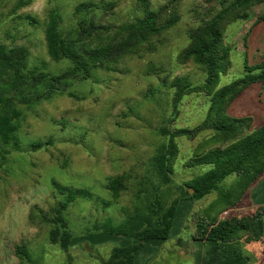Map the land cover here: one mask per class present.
I'll return each instance as SVG.
<instances>
[{"label":"rangeland","instance_id":"374dc122","mask_svg":"<svg viewBox=\"0 0 264 264\" xmlns=\"http://www.w3.org/2000/svg\"><path fill=\"white\" fill-rule=\"evenodd\" d=\"M28 1L0 0V44L27 48L29 70L61 75L71 65L67 60L55 62L48 55L46 29L50 15L56 16L59 32L72 39L83 18L76 7L89 0ZM116 1L112 12L94 14L99 25L109 27L103 37L95 38L96 42L114 41L119 27L144 15L140 0ZM169 3L164 19L178 16V21L138 53L125 56L116 71H95L91 79L72 84L69 91L75 98L57 94L25 112L16 134L18 150L10 148L5 158L0 157V264H103L116 245L133 241L104 232L123 223L139 193L145 200L142 187H151V183L143 185L145 177L153 176L151 159L166 144L158 131L172 113V91L165 80L184 76L193 84L204 82L206 74L194 63L182 64L179 54L188 46L191 31L225 5L206 0H149L148 8L159 10ZM263 12L264 3L251 9L248 21L226 29L232 67L221 77V86L244 76L245 60L250 66L263 60L264 22L258 21ZM207 110L205 96H186L179 117L167 127H195L205 119ZM229 114L251 118V129L264 125L261 85L253 84L241 93ZM209 134L205 132L194 141L178 139L172 182L170 188L162 189L170 191V202L181 195L180 185L210 169L187 166ZM34 144L41 147L32 148ZM117 176L127 178V190L115 198L108 184L109 178ZM76 191L84 193L72 195ZM70 196L75 199L64 216L74 237L64 249L50 241L54 225L44 215H51V209ZM216 198L214 193L184 204L170 239L162 244L147 243L136 264H201L204 246L192 241L191 235L197 215ZM252 203L250 192L244 204L224 211L218 218L248 214L254 208ZM241 250L249 257V264H263L261 244H241Z\"/></svg>","mask_w":264,"mask_h":264},{"label":"trees","instance_id":"16d2710c","mask_svg":"<svg viewBox=\"0 0 264 264\" xmlns=\"http://www.w3.org/2000/svg\"><path fill=\"white\" fill-rule=\"evenodd\" d=\"M140 1L145 8L144 15L119 27L117 39L108 43L95 41L109 32V27L99 25L94 14L112 12L116 0H89L77 6L76 12L83 14V18L77 23L76 35L72 39L59 32L56 16L50 15L46 29L48 55L55 62L67 60L71 65L61 75L29 70L27 48L0 44V157L5 158L10 148L18 150L16 134L26 111H32L34 105L49 101L57 94L75 98V94L69 91L73 83L91 79L95 71H116L125 56L138 53L153 37L161 35L178 21V16L164 19L170 3L159 10H151L149 0ZM206 2L225 5L191 31L188 46L179 54L182 64L194 63L206 78L201 84H193L184 76L165 80V86L172 91V113L158 131L166 144L151 159L153 176L144 178L143 185L151 183V187H142L145 200L141 193L137 195L134 209L123 223L104 232L132 237L136 243L116 245L103 264H135L147 243L170 239L181 201L197 202L214 193L217 198L197 215L196 228L191 235L192 241L204 246L201 264H249V257L241 250V244H261L264 247V205L241 217L218 218L224 211L244 204L248 193L264 178V125L251 129V118H235L229 114L232 103L250 86L260 84L264 90V55L263 60L254 66L245 60L244 76L221 86V77L226 76L232 67V48L226 43V29L234 23L248 21L251 9L263 4L264 0ZM258 21L264 22V12ZM194 93L208 99L205 119L192 128L167 127L179 117L185 97ZM205 132L210 134L199 144L187 166H209L210 169L180 185L181 195L170 202V191L165 193L162 189L170 188L172 182L173 166L179 154L178 139L194 141ZM40 147V144H34L32 148ZM229 177H233L231 182L226 181ZM126 179L125 176L109 178L108 188L115 198L127 190ZM83 193L76 191L72 195ZM74 199L70 196L54 206L51 215H44V219L54 225L50 241L64 249L69 248L74 237L64 216ZM19 252L17 246L16 253ZM23 256L30 258L27 254Z\"/></svg>","mask_w":264,"mask_h":264},{"label":"crops","instance_id":"0c3cea01","mask_svg":"<svg viewBox=\"0 0 264 264\" xmlns=\"http://www.w3.org/2000/svg\"><path fill=\"white\" fill-rule=\"evenodd\" d=\"M251 200H252V204L254 206L253 210L255 208H257L258 206L260 205H264V178L261 179L251 190ZM189 203H192V202H183L182 204L180 203V206H179V210H178V213L177 215L179 214V211L181 210V207L185 204H189ZM251 210V212L253 211ZM177 218V216H176ZM175 218V220H176ZM174 226H175V221H174V225H173V228L171 230V233L174 229ZM171 236V235H170ZM118 237H121V236H118ZM124 239H127V240H133L131 242H129L128 244H131V243H135V239L132 238V237H123ZM168 241V240H167ZM167 241H152V242H156L157 244H162V243H165ZM154 243V244H156ZM148 244H152L151 242H149ZM135 264H136V261H135Z\"/></svg>","mask_w":264,"mask_h":264}]
</instances>
